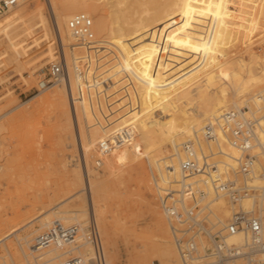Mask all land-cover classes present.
Here are the masks:
<instances>
[{
    "label": "rangeland",
    "instance_id": "rangeland-1",
    "mask_svg": "<svg viewBox=\"0 0 264 264\" xmlns=\"http://www.w3.org/2000/svg\"><path fill=\"white\" fill-rule=\"evenodd\" d=\"M17 1L18 6L13 11L0 17V25L17 17L21 30L25 20L24 9L28 12L41 9L49 29L40 26L35 33L20 34L17 42L22 46V52L19 56L14 50L6 49L0 40V264H59L64 260L65 254L70 253L69 246L65 249L59 246L44 249L36 258L31 254L30 247L34 239L52 225L67 227L75 224L71 220L74 217L72 211L81 208L85 194L84 191L76 196L74 193L83 186L81 170L85 173V168L89 181L100 187V198L105 202V215L99 214L98 217L109 219L106 228L99 221L96 223L106 264H160L157 257L151 259L158 239L166 237L171 245L172 239L159 209L152 181L151 172L155 176L157 172L144 157L141 143L127 115L128 109L134 105L132 83L123 75L112 47L105 45L92 56L91 67L99 69L97 76L109 81L106 87L93 83L92 75L85 74L82 78L86 87L77 84L78 78L71 71L69 78L75 102L77 97L83 98L85 91L96 97V90H102L110 97L108 103L103 101L104 94L100 95V105L96 106L94 100L91 106L83 108V113H77L76 120V116L70 113L64 82L43 93L24 96L22 93L34 85L40 69L54 60L58 52L61 53V42L46 0ZM93 1L97 9L90 16L94 27L100 14L109 16L112 1L113 5L118 2L115 9L120 10L130 8L134 0ZM139 1L141 4L135 7L137 13L132 16V21L141 20L146 27L158 31L157 20L160 22L163 15L159 4L162 0ZM245 3V12L238 15L233 12L232 21L239 35L233 40L235 43L225 58L241 56L244 60H264V0H247ZM128 18L125 16L121 20L130 22ZM108 21L113 20L110 18ZM155 35L159 36L157 32ZM94 38L100 43L104 39L95 33ZM65 43L67 46L63 49L69 70H72L70 50L73 49V41L67 37ZM76 47L73 49L76 55H86L82 46H79V51ZM166 54L168 56L163 54L165 59L168 57L167 60L171 61L172 54ZM217 73L221 75L216 71L212 74L213 79L219 77ZM30 74L32 77H29ZM19 79H25L28 86ZM104 102L107 107L110 104L108 109ZM155 115L156 119H160L159 112ZM121 118L128 122L122 124ZM125 132L129 139L124 144H112V136ZM102 141L110 142L113 148L105 156L98 151ZM135 146L140 149L137 152L139 156L134 151ZM124 150L129 151L131 157L122 156ZM171 152L168 145L160 157L167 158ZM98 160H101L100 167L95 166ZM164 162L166 167L170 165L168 159ZM78 216L87 219L88 224L87 213ZM82 243V240L79 241L80 247H75L73 251L84 255V248L90 247Z\"/></svg>",
    "mask_w": 264,
    "mask_h": 264
},
{
    "label": "bare ground",
    "instance_id": "bare-ground-1",
    "mask_svg": "<svg viewBox=\"0 0 264 264\" xmlns=\"http://www.w3.org/2000/svg\"><path fill=\"white\" fill-rule=\"evenodd\" d=\"M46 1L53 15L59 42L63 46H67L65 40L68 37L73 41V49L76 46L81 47L70 34L67 22L76 14H85L90 17L91 13L97 10L95 2L93 0ZM157 1L160 0L154 2ZM233 1L234 3H232ZM246 1L162 0L159 4L163 8V15L160 22L157 20L158 31L156 28H154L155 30L152 29L159 36H156V32L153 33L150 27L143 25L141 20L132 21V16L137 13L135 7L141 4L139 0H134L130 8L125 7V9L120 10L115 9L118 2L116 1V4L113 5L111 4L112 1L110 3L112 10L109 12V16L100 14L94 27H92L97 36L104 37L102 43L95 40L99 44L96 48L99 49L91 50L95 47L82 45L86 52L84 57L89 65H92L91 58L93 55L101 51L105 45L111 46L112 51L117 56V62L121 64L124 71L122 72L123 75L132 83L134 105L128 109L127 115L130 116V124H133L139 139L138 142L141 143L144 157L157 172L156 176L153 174L157 180L155 183L157 189L167 186L172 190L178 189L180 146L197 136L206 123L213 122L223 112L242 108H247L250 113H254L256 116L263 114L264 60H257L256 58L244 60L241 56H227L225 58L235 43L233 40L237 39L239 35L238 28L232 21V17L235 16L233 12H236L237 15L245 12L247 9ZM125 16L129 17L128 21L130 22H122L121 19ZM23 17L25 20L21 24V30H19L20 25L17 17L0 25L1 42L6 49L14 50L16 56L22 52V46L17 42L20 34L25 35L29 31L35 33L40 26L49 29L47 19L41 9L31 12L24 9ZM110 18L113 21L109 22ZM107 41L109 43H106ZM165 45L167 46L164 47ZM78 48L79 51L80 48ZM81 51L83 53V50ZM162 53L166 56H168L166 53H171V61L167 60L168 57L165 59L166 56H163ZM153 54L156 58L153 57ZM216 71L221 72V75L217 73L219 77L213 79L212 74ZM88 75H92V70L87 71L86 76ZM29 77H32L31 74ZM77 78L78 85L87 86L82 83V78ZM20 82L28 86L25 79ZM63 82L66 87L70 113L76 116V120L77 113H83V108L88 105L91 106V102L94 100L95 103L97 102L96 106L100 105L101 102L98 99L102 92L104 93L103 101L109 97L102 90L101 92L96 90V97L92 96L89 91H85L84 94L82 93L83 98L76 96L78 101L75 102L70 78L69 83L65 80L58 84ZM174 102L176 105L172 106ZM105 106L108 109L107 105ZM96 108L98 109V107ZM156 112L161 114L160 119H156ZM121 121L122 124L128 122L124 118H121ZM114 136L111 137L110 141L115 145L124 144L129 139L126 132L123 134L120 143L114 141ZM168 145L172 149L171 154L167 158H161L162 152L166 150ZM104 146H106V150L102 148ZM112 149L110 142L107 141H102L98 145L101 156L111 153ZM139 150L137 146L134 147L135 153ZM228 151L233 157H236L235 150L229 149ZM128 152L124 150L122 156L126 157L130 154ZM165 159L169 161L168 167L164 162ZM100 164L101 160H98L95 166L100 167ZM262 168H264V160L260 159L255 167V172H259ZM86 170L85 168V173L81 170L83 186L74 193L76 196L78 192L84 191L83 205L81 208L72 211L74 217L71 220L75 221L74 225L84 227L87 225V219H80L78 215L87 213L88 222L94 219L96 223L99 221L106 228L109 224L108 217H105L104 220L98 217L99 214L105 215L106 209L105 202L100 198L101 189L94 182L89 181ZM74 194L72 195L74 196ZM70 198L72 199V197ZM217 206L221 216L228 218L229 211L225 204L220 202ZM231 241L238 243V238H233ZM81 245H85V243ZM69 247V252L75 249V247ZM82 256L85 258L91 256V248L85 247ZM153 257H157L160 264H178L173 242L171 245L166 237L158 239L151 259Z\"/></svg>",
    "mask_w": 264,
    "mask_h": 264
},
{
    "label": "built area",
    "instance_id": "built-area-1",
    "mask_svg": "<svg viewBox=\"0 0 264 264\" xmlns=\"http://www.w3.org/2000/svg\"><path fill=\"white\" fill-rule=\"evenodd\" d=\"M17 5V0H0V17ZM92 27V19L85 14H76L67 22L79 45L95 50L99 44ZM63 47L61 43V53L40 69L34 85L22 93L24 96L43 93L60 81L69 83L70 71L83 78L92 70L93 83L102 88L108 85L106 78L97 76L99 69L91 68L85 57L73 50L69 70ZM262 111L260 116L247 108L223 112L206 123L197 136L184 142L179 153L178 189H157V180L151 173L178 264H264V168L255 172L260 159L264 160V103ZM122 139V133L114 136L117 143ZM102 148L106 150V146ZM229 149L236 151V157ZM220 202L228 209V218L217 210ZM233 238H238V243L232 242ZM81 239L91 248V256L85 258L72 251L59 264H106L94 219L84 227L52 225L34 239L30 252L36 258L50 247L78 248Z\"/></svg>",
    "mask_w": 264,
    "mask_h": 264
},
{
    "label": "crops",
    "instance_id": "crops-1",
    "mask_svg": "<svg viewBox=\"0 0 264 264\" xmlns=\"http://www.w3.org/2000/svg\"><path fill=\"white\" fill-rule=\"evenodd\" d=\"M17 77H20V76H17ZM21 80H23V79H19V82H20Z\"/></svg>",
    "mask_w": 264,
    "mask_h": 264
}]
</instances>
